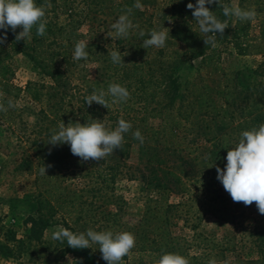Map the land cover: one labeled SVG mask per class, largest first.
<instances>
[{"label": "trees", "instance_id": "1", "mask_svg": "<svg viewBox=\"0 0 264 264\" xmlns=\"http://www.w3.org/2000/svg\"><path fill=\"white\" fill-rule=\"evenodd\" d=\"M135 2L37 3L46 8V32L35 35L25 54L53 84L31 83L25 89L41 109L35 138L27 141L32 152L19 164L20 169L35 175L36 211L23 221L21 238L7 230L0 249L7 258L28 256L26 264H61L59 259L66 254L74 257L73 264H107L98 244L73 249L66 241L53 246L44 240L50 223L61 216L63 228L75 234H86L89 229L134 234L135 247L119 264H157L168 253L184 256L189 264H209L212 259L216 264H264V215L255 203L233 202L216 171L225 168L227 152L243 131L264 124V74L255 71L243 78L239 72L216 66L208 71V81L200 77L184 86L179 66L205 60L214 48L205 45L207 36L187 8L197 0H140L142 9L133 8L130 16L139 29L126 38L116 37L110 26L124 14L125 6ZM220 2L230 5V0ZM207 7L221 22L230 23L231 16L225 17L218 4ZM239 7L254 8L255 20L237 18L234 34L231 36L228 25L223 36L215 35V46L231 40L238 55L264 56V0H240ZM153 29L168 32L165 47L142 48ZM140 30L146 33L144 37L139 36ZM109 31L113 39L107 36ZM78 41L87 44L86 60L73 59ZM175 46L178 51H167ZM109 51L121 52L123 66L112 62ZM111 84L127 88L130 97L126 102L111 103L112 98L106 96L109 108L95 102L87 105L88 96L101 88L107 93ZM92 119L101 120L111 130L120 119L130 122L132 128L124 134L122 149L101 161H82L68 144H47L62 122L67 126L69 121L85 124ZM136 130L144 137L143 144L133 137ZM135 146L145 149L144 168L127 164ZM47 165L51 167L41 175L40 168ZM122 178L143 184L146 193L140 218L127 217L115 194ZM206 215L229 224H246L251 253L240 254L231 234L215 238L199 232ZM227 252L233 254L231 258ZM51 253L54 261L48 260Z\"/></svg>", "mask_w": 264, "mask_h": 264}, {"label": "clouds", "instance_id": "2", "mask_svg": "<svg viewBox=\"0 0 264 264\" xmlns=\"http://www.w3.org/2000/svg\"><path fill=\"white\" fill-rule=\"evenodd\" d=\"M213 4L219 5L225 17L235 16L241 21H254L257 16L254 8L249 10L238 6L229 7L221 4L220 0H197L196 4L188 3L187 8L192 10V16L199 25L200 32L207 36L204 39L206 46L215 47V35L219 33L220 36H223L225 29L228 28L227 21L221 22L207 7V5ZM142 7L140 0H136L131 7L125 6L124 14H121L110 26L115 31L116 37L126 38L133 29H139V24H134L130 16L133 8L142 9ZM45 14V5L37 6L36 0H0V30H3V34L0 35V45L7 42L9 29L15 34L17 41L30 39L31 30L37 25V35L43 36L47 23L44 19ZM17 28H21L22 31L17 33ZM145 35L143 30L139 31V36L144 37ZM147 35L150 38L143 41L142 48L165 47L168 38L167 31L153 29ZM107 36L113 39L112 31L107 32ZM86 48L87 44L84 41H78L75 45L73 59L86 60L89 55ZM108 55L114 64L123 66L124 59H122L120 51H109ZM106 96L112 98L111 103L126 102L130 93L126 87L120 84H111L107 93L101 88L88 96L86 98L87 105L91 106L95 102L109 108V100ZM15 107L17 104L13 102L12 98H9L7 107L0 104V111L7 112L8 109ZM131 128V123L124 119L118 121V127L115 130L107 129L99 119H92L91 122L87 121L85 124H81L79 121L75 123L69 121L67 126L62 122L59 125V130L50 136L47 144L53 147L68 144L71 153L81 158L82 161H101L106 156L113 154L116 149H122L124 134ZM133 137L143 144L144 137L139 130L133 133ZM226 160L225 168H216L217 179L222 183L225 191L230 194L233 202H242L245 206L255 203L259 214L264 215V124L252 130L243 131L239 142L229 148ZM47 167H51V165L40 168L41 175L46 174ZM52 239L61 243L66 241L67 245L73 249L92 248V244H98L101 258L107 264H119L136 244L134 234L129 232L114 233L111 230L97 232L89 229L86 234H75L63 227L53 232ZM157 264H189V262L180 254L168 253L164 254ZM209 264H216V260H210Z\"/></svg>", "mask_w": 264, "mask_h": 264}, {"label": "rangeland", "instance_id": "3", "mask_svg": "<svg viewBox=\"0 0 264 264\" xmlns=\"http://www.w3.org/2000/svg\"><path fill=\"white\" fill-rule=\"evenodd\" d=\"M38 2L39 0H36V4ZM239 2L240 0H230L229 7H239ZM236 22L237 17L231 16L228 24L231 36L235 32ZM16 31L19 33L22 29L17 28ZM2 34L3 30H0V35ZM36 34L37 26H34L30 39L17 41L15 34L9 29L7 42L0 45V104L7 107L9 98L17 104V107L10 108L7 112L0 111V243L5 242V235L9 229L21 238L25 233L23 221L28 216L34 215L36 211V204L33 202V195L36 192L35 175L19 168L21 159L32 152V147L27 144V141L28 138H35L41 109V105L27 94L25 89L31 83L46 87L53 84L52 80L43 74L35 62L25 54L26 50L31 49L32 40ZM253 34L251 33V36ZM178 50V46L167 48L168 52ZM216 66L227 72H239L243 78H247L255 71H258V75L264 74V56H241L237 54L233 41L221 42L211 50L205 60L183 62L178 71L181 82L184 86H188L200 77L208 81V71ZM107 129L111 130L109 126ZM145 160V149L135 146L134 153L127 164L144 168ZM145 193L141 182L126 178L121 179L115 190L126 216L131 218L141 217ZM257 214L256 212L255 215ZM61 227H63L62 218L57 216L46 230L44 240L50 245H57V240L52 239V234ZM185 232L190 234L189 229ZM199 232L215 238L231 234L238 244L237 249L240 254L251 253L250 232L246 224H229L215 219L212 215H206L200 223ZM4 254L5 251L0 249V264H26L29 261L28 256L14 259L7 258ZM232 255L231 252L226 253L227 257L231 258ZM48 260H55L53 253ZM73 260L74 257L71 254H66L59 259V262L73 264Z\"/></svg>", "mask_w": 264, "mask_h": 264}]
</instances>
